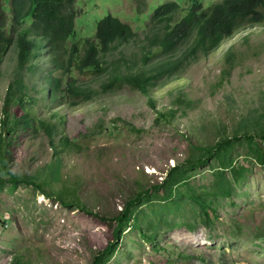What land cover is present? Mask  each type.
Listing matches in <instances>:
<instances>
[{"label":"rangeland","instance_id":"obj_1","mask_svg":"<svg viewBox=\"0 0 264 264\" xmlns=\"http://www.w3.org/2000/svg\"><path fill=\"white\" fill-rule=\"evenodd\" d=\"M9 1L3 0V6L9 7ZM165 1L74 0L75 31L66 45L93 35L107 14L142 37L151 11ZM172 1L183 6L191 0ZM198 1L208 6L218 0ZM5 14L10 17V11ZM7 20L11 25L12 18ZM135 44L114 50V61L120 52L127 60L136 51L139 57L140 44ZM228 50L235 58L222 74ZM40 52L32 60L38 63L35 72L26 69L28 64L20 70L29 94L24 106L31 117L51 123L53 146H61L62 134L79 146L56 156L44 131L34 134L29 127L14 133L8 167L26 177L40 168L36 183L42 184L13 183L0 173V264H91L112 238L109 223L92 213L112 217L144 187L155 185L158 191L139 201L137 225L121 233L105 264H264V162L258 161V152L264 153L259 137L264 133V22L223 41L181 71L178 80L161 79L150 88L153 106L127 84L92 99L79 98L75 106L66 98L51 99L49 87L41 89L51 57L45 48ZM15 67L11 44L0 58V129ZM75 74L79 81L92 80L87 73ZM171 109L166 119L157 114ZM23 112L11 103L9 125ZM224 138L232 144L220 157L189 165L202 149ZM51 159L59 166L44 168ZM176 171L181 180L167 190L165 181ZM74 186L92 213L60 202L62 189Z\"/></svg>","mask_w":264,"mask_h":264},{"label":"trees","instance_id":"obj_2","mask_svg":"<svg viewBox=\"0 0 264 264\" xmlns=\"http://www.w3.org/2000/svg\"><path fill=\"white\" fill-rule=\"evenodd\" d=\"M2 1L0 0V58L11 44L16 47V72L7 86L2 105L5 116L0 129V173L7 175L13 183L22 180L38 188L42 184L36 183L40 168L26 177L10 170L8 163L11 139L20 129L33 128L34 134H40L39 130H42L48 136L50 144H54L53 136H50L53 132L51 123L31 117L24 106L29 94L26 92L24 77L20 75V70L26 68L27 64L26 69L30 72L39 68L38 63L32 60L41 53L42 48L51 57L52 68L42 77L44 86L41 89L49 87L48 95L51 99L66 98L68 105L75 106L80 102L79 98L92 99L99 93H107L121 84H127L147 95L153 106L150 88L164 82L161 79L178 80L181 71L211 55L223 41L235 33L264 22V0H218L208 6L198 0H191L183 6L168 0L151 11L150 21L142 31V37L129 24L107 14L97 21L93 35L80 38L67 46L66 40L75 31L74 0H10L9 7L3 6ZM6 11H10V17H7ZM6 17L12 18L11 25ZM11 30L13 35L8 34ZM136 41L140 44L139 57L136 51L127 60L120 52V58L114 61V50L127 44L136 46ZM234 58V51L228 50L224 57L227 67H223L222 74L230 71ZM108 60L111 62L107 63ZM75 73H87L97 83L92 80L79 81ZM29 89L35 90L33 86ZM11 103H17L24 112L9 125ZM173 113V109L165 113L157 111L158 116L165 119ZM259 137L264 143V133H260ZM248 139L252 140L251 137ZM58 140L61 146H53V154L56 156L61 151L64 152V149L71 150L79 146V143L70 140L65 134ZM231 144L232 141L228 138L217 141L215 146L202 149V154L188 163L191 166L204 165L211 157H220ZM258 154V161L263 163L264 153ZM49 164L58 167L60 161L54 162L51 159L44 168L50 167ZM181 172H184L183 168ZM176 174L177 171L169 173L163 187L169 190L172 184H178L177 180L181 179L176 178ZM159 188V185L144 187L138 197L131 198L112 217L99 216L82 205L75 186L70 187V191L62 189L64 194H59L58 199L64 205L76 206L109 223L112 238L104 249L93 255L91 264H105L109 260L121 239V233L129 226L137 225L136 210L141 197L149 200L151 192L158 191ZM42 193L47 197L51 196L46 191ZM66 198L72 200L67 201ZM143 234L149 240L154 239L152 234ZM17 262L13 264H21Z\"/></svg>","mask_w":264,"mask_h":264}]
</instances>
